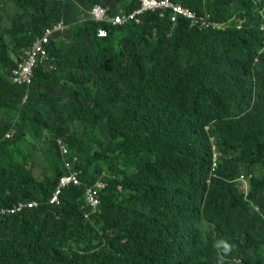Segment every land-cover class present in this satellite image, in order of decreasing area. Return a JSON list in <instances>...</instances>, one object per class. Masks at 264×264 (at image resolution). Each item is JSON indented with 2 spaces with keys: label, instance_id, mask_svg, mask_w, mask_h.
Returning a JSON list of instances; mask_svg holds the SVG:
<instances>
[{
  "label": "trees",
  "instance_id": "trees-1",
  "mask_svg": "<svg viewBox=\"0 0 264 264\" xmlns=\"http://www.w3.org/2000/svg\"><path fill=\"white\" fill-rule=\"evenodd\" d=\"M116 1L126 5L110 14L138 6L137 0ZM172 1L228 27L198 29L180 19L171 29L167 12H146L120 25L71 22V38L84 47L77 62L58 36L48 46L55 71L39 66L22 87L10 79L16 59L45 26L68 22L67 6L62 0H12V24L0 32V159H7L0 164V207L40 204L0 218V264H264V228H258L264 178L250 175L247 195L239 188L242 174L264 166V0ZM75 2L90 3L85 10L107 7L104 0ZM98 27L105 37L97 36ZM61 109L66 117L42 113ZM68 122L79 123L81 137L96 148L90 155L82 139L64 140L86 153L75 166L83 184L95 182L100 174L90 173L91 166L107 156L119 166L106 175L90 219L83 185L65 189L58 205L48 204L64 169L38 180L27 158L6 156L22 143L26 127L35 137L47 130L61 138ZM99 122L107 141L99 136ZM211 134L221 139L216 168ZM232 150L239 152L226 157ZM251 200L259 206L255 214Z\"/></svg>",
  "mask_w": 264,
  "mask_h": 264
},
{
  "label": "rangeland",
  "instance_id": "rangeland-1",
  "mask_svg": "<svg viewBox=\"0 0 264 264\" xmlns=\"http://www.w3.org/2000/svg\"><path fill=\"white\" fill-rule=\"evenodd\" d=\"M107 8L109 11L112 10H123L124 6L126 3L124 1H116V0H104ZM50 4V2H49ZM85 4H90V3H85ZM85 4H76L75 0H64V5L67 6L64 7V12L67 13V25L68 28L66 29L65 33L62 34V40L64 42H61L63 45V50L66 54L67 57H69V60L73 63L77 62V55H81L79 50H81L82 54L84 52V47L81 45V43L78 40H73L71 31L73 25L70 26L71 22L75 25H79L78 21L81 20V18L85 17V11L88 9H84ZM78 8V11H77ZM16 8L14 6V3L12 0H0V32L1 30H4L6 28H9L12 24V15L15 12ZM63 11V10H62ZM24 13V18L27 19L29 12L28 11H22ZM79 12V13H78ZM63 20V19H62ZM64 21V20H63ZM65 22V21H64ZM66 23V22H65ZM231 25L236 26V21L235 19H231L229 21ZM241 22L237 23V26L240 25ZM67 32V33H66ZM87 43V49L92 50L93 47L92 45L88 42ZM75 50H78V52H75ZM14 52V51H13ZM20 52V51H19ZM13 57L18 58L17 52L13 53ZM91 66H94V71L96 72L98 67L96 62H90ZM55 71V70H53ZM81 74V73H80ZM66 94V95H65ZM62 96L67 97V93H62ZM68 101V97L64 102ZM23 102V101H22ZM66 107V106H65ZM62 110V109H61ZM44 116H52L57 117L59 114L64 115L65 117L67 116L66 110H62V112H42ZM13 123L16 124L19 122V116L18 114L14 115L12 117ZM5 121V120H4ZM3 121V122H4ZM98 133L99 136L101 137L102 140L107 141L108 137L106 135V131L104 130L102 124L99 122L98 125ZM209 132H212L214 130V126H208L206 127ZM30 130L28 127H26V136L24 137L22 143L18 147H14L13 150L7 153V158H11L12 156L17 158L18 160L21 159V161H25L26 158L30 163V167L28 169L30 172L34 175V177L38 180H42L44 176H50L52 177L55 173L56 168H60V170H65L69 171L75 168L76 165L80 164L83 162L84 157L86 153H79V152H74L72 151L68 145L65 143V139L67 137H77L82 139L87 145L90 150V155L92 152L96 151V148L88 143L85 139L81 137L82 131H81V126L79 123H69L65 125L63 134L61 138H53L50 136V133L47 130H42L39 134V136H33L28 132ZM31 131V130H30ZM11 134V133H10ZM13 134H11L12 138ZM212 136V142L215 151L218 153L217 158L218 161L222 157V153L220 152V143L221 139L218 137L214 136V134H211ZM239 152V150H238ZM238 152L228 151L226 153V157H232L236 155ZM116 157H111L107 156L106 160L103 161H98L94 163L91 166L90 173L94 175H101L106 177L114 175V171L119 168L118 164L116 163ZM7 161L6 158H1L0 159V164L3 165ZM252 172H248L249 174H242L241 176L244 177L243 180H240L239 188L240 190L244 191L246 194L248 193V179L252 177H258V178H264V166H255L252 170ZM104 172V173H103ZM245 172V171H243ZM252 177H251V176ZM121 177V175H119ZM130 195V192H124L123 197L128 198ZM208 201V198L205 197L203 200V204H205ZM136 206L135 204H133ZM249 205L251 206L252 210L251 213L255 214L259 210V206L257 204V201L251 200L249 202ZM89 210V209H88ZM83 211V209H82ZM87 213L88 218L90 219V210L89 212L85 211ZM260 229L264 228V221H262L259 225L258 228ZM98 232L100 233L99 226ZM3 235V230L0 229V236ZM98 240H100V235ZM97 240V241H98ZM71 251L74 250V248L71 246ZM261 250L263 251L264 254V245L261 247Z\"/></svg>",
  "mask_w": 264,
  "mask_h": 264
},
{
  "label": "built area",
  "instance_id": "built-area-1",
  "mask_svg": "<svg viewBox=\"0 0 264 264\" xmlns=\"http://www.w3.org/2000/svg\"><path fill=\"white\" fill-rule=\"evenodd\" d=\"M137 1L138 6L134 10L127 13L119 11L115 14H110L109 9L105 6L94 4L85 11V17L81 18L79 21H84L89 18L95 22H108L112 25H120L126 21L138 22L139 16L146 12L156 13L160 17L167 12L171 29L175 27L180 19L187 20L190 27L198 29L211 28L213 30H225L228 27V23H220L212 20L209 13L199 14L180 4L174 3L172 0ZM67 28V23L60 19L42 29L40 35L36 36L32 43L21 52L19 59H16V64L11 68L10 79L14 85L28 87L33 79L34 70L39 66H42L49 72L56 69V66L53 63V57L48 50V46L51 40L58 36L61 37ZM96 34L98 37H105L106 30L98 27ZM26 101L27 93L23 97V103ZM10 133L13 134L14 132H9L6 136L7 139H10ZM213 151L212 167L216 168L218 153L215 151L214 146ZM79 173L80 170L74 168L66 171V173L60 176L48 198V204L58 205L60 202V196L65 189L71 186L83 185L84 201L90 212L95 213L100 204L101 193H103L107 187V182L104 175H99L93 184L85 185L80 181ZM243 179L244 177L240 176V180ZM39 204V201L36 200H25L18 202L12 207H0V218L4 219L9 216H14L27 209L36 208ZM85 217H87V215H85Z\"/></svg>",
  "mask_w": 264,
  "mask_h": 264
},
{
  "label": "crops",
  "instance_id": "crops-1",
  "mask_svg": "<svg viewBox=\"0 0 264 264\" xmlns=\"http://www.w3.org/2000/svg\"><path fill=\"white\" fill-rule=\"evenodd\" d=\"M3 121H4L3 119H0V125H2L1 123H3Z\"/></svg>",
  "mask_w": 264,
  "mask_h": 264
},
{
  "label": "clouds",
  "instance_id": "clouds-1",
  "mask_svg": "<svg viewBox=\"0 0 264 264\" xmlns=\"http://www.w3.org/2000/svg\"><path fill=\"white\" fill-rule=\"evenodd\" d=\"M213 154H214V151H213ZM217 163H218V158H217ZM244 192V191H243ZM245 193V192H244ZM245 195H247L246 193H245Z\"/></svg>",
  "mask_w": 264,
  "mask_h": 264
}]
</instances>
